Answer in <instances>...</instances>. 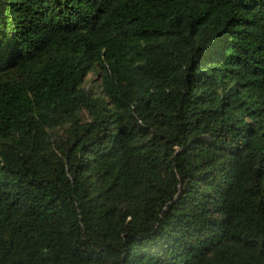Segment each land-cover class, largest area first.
Here are the masks:
<instances>
[{"label": "trees", "instance_id": "obj_1", "mask_svg": "<svg viewBox=\"0 0 264 264\" xmlns=\"http://www.w3.org/2000/svg\"><path fill=\"white\" fill-rule=\"evenodd\" d=\"M0 264H264V0H0Z\"/></svg>", "mask_w": 264, "mask_h": 264}]
</instances>
